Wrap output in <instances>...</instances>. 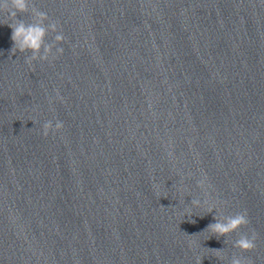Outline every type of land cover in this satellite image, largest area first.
I'll return each mask as SVG.
<instances>
[{
  "label": "water",
  "instance_id": "obj_1",
  "mask_svg": "<svg viewBox=\"0 0 264 264\" xmlns=\"http://www.w3.org/2000/svg\"><path fill=\"white\" fill-rule=\"evenodd\" d=\"M31 3L64 52L0 13V264H264V0ZM241 210L244 253L207 230Z\"/></svg>",
  "mask_w": 264,
  "mask_h": 264
},
{
  "label": "clouds",
  "instance_id": "obj_2",
  "mask_svg": "<svg viewBox=\"0 0 264 264\" xmlns=\"http://www.w3.org/2000/svg\"><path fill=\"white\" fill-rule=\"evenodd\" d=\"M0 13L7 14L5 23H8L13 30L11 39L14 43L11 52L13 54L17 51L22 53L30 52L31 54L25 58V62L28 65H32L33 61L36 60L48 61L50 57L53 59L57 58L56 54H63V47H56V53H53V48L56 44H60L65 40L63 32L59 30L58 22L51 20L48 13L37 8L31 3V0H0ZM21 13H31V22L19 19L18 16ZM9 20L11 21L10 23L8 22ZM46 21L51 22L46 23ZM50 31L56 33L53 42L46 40ZM42 127L43 135L47 137L53 130L63 129L64 123L57 120L53 124L52 120H48ZM197 183L202 188L205 186V180L203 179ZM154 188L158 191V185H154ZM191 203L197 207L201 206L199 199L192 200ZM203 204L208 207V212H212L214 209L217 211L216 205L211 203L210 200L206 199ZM214 219L215 222L207 226V230L213 235L216 237H227L234 232L239 233L238 238L233 242V247L239 249L241 253L249 252L256 247L257 235L255 231H240L250 224L247 210H241L230 215H225L221 211L218 215H215ZM216 251L222 252L223 250L216 249ZM216 257L221 260L226 258V256L219 255H216ZM248 262V257L235 253L228 260V264H248Z\"/></svg>",
  "mask_w": 264,
  "mask_h": 264
}]
</instances>
